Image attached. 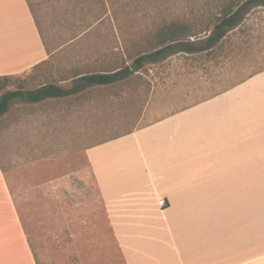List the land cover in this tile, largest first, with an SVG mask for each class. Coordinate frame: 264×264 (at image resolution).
I'll return each instance as SVG.
<instances>
[{
	"label": "rangeland",
	"instance_id": "374dc122",
	"mask_svg": "<svg viewBox=\"0 0 264 264\" xmlns=\"http://www.w3.org/2000/svg\"><path fill=\"white\" fill-rule=\"evenodd\" d=\"M210 1L29 0L47 45L63 48L28 73L68 88L75 71L118 67L144 31L199 16ZM232 34L219 57L177 53L115 84L11 101L0 116V163L38 264H126L86 150L264 69V7Z\"/></svg>",
	"mask_w": 264,
	"mask_h": 264
},
{
	"label": "crops",
	"instance_id": "0c3cea01",
	"mask_svg": "<svg viewBox=\"0 0 264 264\" xmlns=\"http://www.w3.org/2000/svg\"><path fill=\"white\" fill-rule=\"evenodd\" d=\"M62 48L29 0H0V76ZM86 155L126 264H264V71ZM0 264H38L1 163Z\"/></svg>",
	"mask_w": 264,
	"mask_h": 264
},
{
	"label": "trees",
	"instance_id": "16d2710c",
	"mask_svg": "<svg viewBox=\"0 0 264 264\" xmlns=\"http://www.w3.org/2000/svg\"><path fill=\"white\" fill-rule=\"evenodd\" d=\"M206 5H210V9L192 19L165 18L153 29L144 31L118 67L101 71H75L72 85L68 88L53 81L39 83L40 77H32L30 73L24 77L0 76V116L8 112L15 98L34 103L52 97L75 95L86 87L115 84L137 73L146 63L162 61L177 53L204 54L214 58L222 56L227 39L233 36L232 33L241 31L243 22L254 8L264 7V0H212ZM261 71L264 69L239 83ZM37 83L38 86L32 87Z\"/></svg>",
	"mask_w": 264,
	"mask_h": 264
},
{
	"label": "built area",
	"instance_id": "2783aa9c",
	"mask_svg": "<svg viewBox=\"0 0 264 264\" xmlns=\"http://www.w3.org/2000/svg\"><path fill=\"white\" fill-rule=\"evenodd\" d=\"M162 203H164V202H162Z\"/></svg>",
	"mask_w": 264,
	"mask_h": 264
}]
</instances>
